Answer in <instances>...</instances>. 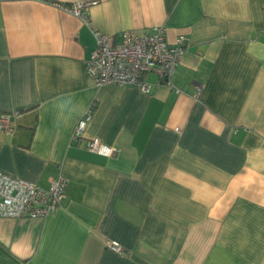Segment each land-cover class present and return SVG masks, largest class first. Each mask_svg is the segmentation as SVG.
Here are the masks:
<instances>
[{"label": "crops", "instance_id": "0c3cea01", "mask_svg": "<svg viewBox=\"0 0 264 264\" xmlns=\"http://www.w3.org/2000/svg\"><path fill=\"white\" fill-rule=\"evenodd\" d=\"M74 2L96 3L88 25L55 5ZM160 27L187 39L170 84L88 78L93 29ZM2 115L0 173L67 188L51 215L0 218V264H264V0H0Z\"/></svg>", "mask_w": 264, "mask_h": 264}, {"label": "built area", "instance_id": "2783aa9c", "mask_svg": "<svg viewBox=\"0 0 264 264\" xmlns=\"http://www.w3.org/2000/svg\"><path fill=\"white\" fill-rule=\"evenodd\" d=\"M94 2H74L70 5L55 4L67 13L88 23L86 11ZM97 40L90 59L86 61L85 73L98 87L105 84L133 86L148 93L150 84L146 77L150 73L157 75L159 81L170 84L175 68L180 64L181 56L186 49L187 39L179 36L174 43L166 40L165 29L156 28L152 33L134 35L124 31L121 42L110 44L109 39L93 29ZM89 114L76 124L73 140L77 141L83 134ZM0 128L6 133L13 132L11 116H0ZM85 149L104 157H111L114 150L103 145L96 138L87 141ZM67 181L59 176L52 179L47 190L9 175L0 173V218L24 219L44 218L58 210L65 200ZM106 246L122 254L120 245L109 240Z\"/></svg>", "mask_w": 264, "mask_h": 264}]
</instances>
